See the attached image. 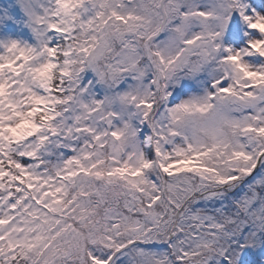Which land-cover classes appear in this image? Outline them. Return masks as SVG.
<instances>
[{"label": "snow or ice", "instance_id": "obj_1", "mask_svg": "<svg viewBox=\"0 0 264 264\" xmlns=\"http://www.w3.org/2000/svg\"><path fill=\"white\" fill-rule=\"evenodd\" d=\"M0 264H264V0H0Z\"/></svg>", "mask_w": 264, "mask_h": 264}]
</instances>
